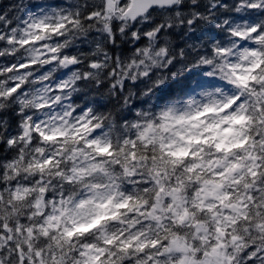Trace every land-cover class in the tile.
<instances>
[{
    "label": "snow or ice",
    "instance_id": "6c2138e0",
    "mask_svg": "<svg viewBox=\"0 0 264 264\" xmlns=\"http://www.w3.org/2000/svg\"><path fill=\"white\" fill-rule=\"evenodd\" d=\"M0 264H264V0L0 7Z\"/></svg>",
    "mask_w": 264,
    "mask_h": 264
},
{
    "label": "trees",
    "instance_id": "16d2710c",
    "mask_svg": "<svg viewBox=\"0 0 264 264\" xmlns=\"http://www.w3.org/2000/svg\"><path fill=\"white\" fill-rule=\"evenodd\" d=\"M12 0H0V7H6Z\"/></svg>",
    "mask_w": 264,
    "mask_h": 264
}]
</instances>
